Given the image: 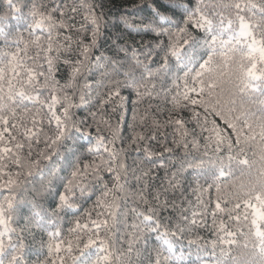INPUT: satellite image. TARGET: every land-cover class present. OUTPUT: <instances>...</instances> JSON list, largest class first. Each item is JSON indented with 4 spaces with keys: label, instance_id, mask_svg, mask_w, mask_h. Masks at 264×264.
<instances>
[{
    "label": "snow or ice",
    "instance_id": "1",
    "mask_svg": "<svg viewBox=\"0 0 264 264\" xmlns=\"http://www.w3.org/2000/svg\"><path fill=\"white\" fill-rule=\"evenodd\" d=\"M65 8L79 10L56 0H0V264H133L134 253L136 264H145L135 245L152 233L161 243L146 264H264V0H152L147 22L135 27L154 41L139 50L121 46L123 58L96 56L94 66L100 17L81 4L84 23L74 39L69 21L75 17L66 19ZM101 86L106 91L96 92L98 110L78 117L74 109ZM125 87L137 102L163 93L170 105L165 121L159 110L146 115L145 130H134L132 143L155 140L161 128L172 127V143L184 155L163 192L155 191L151 201L139 194L146 211L133 209L139 220L128 225L133 231L121 251L113 229L124 165L113 168L117 133L104 144L99 132L107 121L97 117L109 102L123 100ZM186 109L191 129L178 115ZM104 172H115L111 188L107 182L98 187ZM185 173L195 174L204 211L189 219L181 209L175 223L172 217L165 223L158 211L177 205L161 195L182 188ZM201 176L206 187L199 185ZM96 191L93 207L77 215L78 201ZM213 204L210 249L197 237L188 241L195 251L177 250L173 239ZM219 214L224 218L217 221ZM65 217H71L66 231Z\"/></svg>",
    "mask_w": 264,
    "mask_h": 264
},
{
    "label": "trees",
    "instance_id": "2",
    "mask_svg": "<svg viewBox=\"0 0 264 264\" xmlns=\"http://www.w3.org/2000/svg\"><path fill=\"white\" fill-rule=\"evenodd\" d=\"M56 2L65 5H74L79 10L76 13L64 10L67 12L66 19L75 17L74 20L69 22L74 24V29L71 35L74 39L77 35L76 29L80 28L83 15L86 9L80 8L81 4L93 6L94 12L100 17V35L96 47L92 50L93 66L95 65L96 56H104L106 58H114L119 53L120 58H123L124 53L120 52L121 46L128 45L130 48L142 49L146 48L148 42L154 41V36L151 33L144 34L143 31L137 34L135 25L146 23L150 16V6L152 0H56ZM44 3H52V0H44ZM88 32H91V26H88ZM87 42V41H86ZM129 55L131 51L129 50ZM143 59V57H141ZM147 62V61H146ZM131 63V62H129ZM156 65H153L155 68ZM94 79H100V71L95 70L94 67ZM157 84V91H160L159 81H153ZM167 86L171 87V81L167 82ZM106 89L101 86L95 90L91 97H86L87 104L81 105L76 111L77 116H84L89 112H95L98 110V106L95 103L96 92L103 93ZM123 100H116L115 102H109L102 110L97 119L103 118L107 121V124L100 125L99 135L105 137L104 144H108V141L112 139L113 131H116L115 149L118 154V158L113 160V168L117 165H124L120 169L123 176L121 183L124 185L123 191L118 192V204H119V217L118 222L113 229L114 244L117 249L124 251L128 247L129 234L133 231L128 225L134 222H138L139 218L133 211L137 212L146 211V206L139 199V194L144 193L151 201L152 194L168 187V179L171 173L175 172L180 166L183 158V150H177L173 141V128L166 127L160 129V134L157 135L155 140H144L143 142L132 143V136L135 132H142L145 130L144 118L146 115L155 114L157 110L160 111L158 119L165 121L168 117V108L170 105L165 103L164 95L161 93L159 97L155 93L152 97L144 96L137 98L136 92L132 88H123L120 93ZM79 103V100H77ZM201 112L203 117V110L196 109ZM180 117L188 121L187 127L191 129L194 126V122L191 120V110L186 109L178 114ZM215 117L209 116V119ZM91 122V117H89ZM219 122V121H218ZM92 143H96L97 133L95 131V124L92 131ZM110 147L112 145H109ZM43 147V145H41ZM172 149L171 152L165 151V149ZM151 153V155H149ZM100 154L104 155L107 159V154L104 153V145L100 146ZM248 157L252 158L251 150L248 151ZM86 159L91 160L93 157L89 156ZM242 170V169H241ZM147 173V175H144ZM113 173H102L103 181L98 187H102L104 182H107L108 187L111 188L114 183ZM240 175V171H236V176ZM195 174L185 173L181 177L183 187L180 189H168L167 197L161 195V200L167 198L170 202L175 200L176 209L171 207L163 208L158 211V215L162 218L163 222H167L164 218L172 217V223H175L178 219V215L181 209H186L185 215L192 219V213H201L204 211L202 207L198 205L197 196L200 193L196 190L198 185L194 178ZM139 178V179H138ZM205 177L201 176L199 179V185L204 184ZM186 189V191H185ZM100 195L99 191H96L95 195L87 202L84 200L78 201L82 204V208L77 215H81L84 210L91 209L94 205L96 197ZM215 193L213 192V197ZM87 197V193L85 194ZM203 201L207 204L208 194L204 193L202 196ZM213 205L208 206V214L203 218L197 215L195 219L198 221L197 225L192 226L185 232L182 238L173 239L177 250L181 247L185 252L191 250L195 251L197 245H192L189 248L188 241L190 239L195 240L197 237L200 245H206L210 249V241L216 238V234L212 229V216L211 210ZM63 215V214H61ZM224 218L222 214H219L217 221ZM71 217H65L63 228L65 231L70 225L67 220ZM39 238V236H38ZM160 241L156 240V234H146L143 236L135 247H138L142 255L141 260L147 262L148 252L157 248L160 245ZM228 247V245H224ZM219 251V249H217ZM239 250L233 246V254L235 255ZM155 253L153 252V255ZM203 254V253H202ZM133 264H136V256L133 254Z\"/></svg>",
    "mask_w": 264,
    "mask_h": 264
}]
</instances>
